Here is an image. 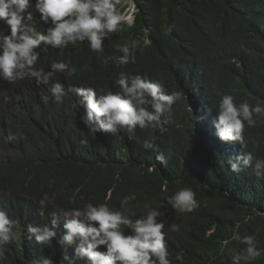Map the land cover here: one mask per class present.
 <instances>
[{
  "label": "trees",
  "instance_id": "16d2710c",
  "mask_svg": "<svg viewBox=\"0 0 264 264\" xmlns=\"http://www.w3.org/2000/svg\"><path fill=\"white\" fill-rule=\"evenodd\" d=\"M195 1L192 33L199 49L193 61L171 67L154 62L127 71L114 67L112 60L101 63L107 52L105 43L99 53L83 43L76 53L50 55L39 66L49 71L52 61L63 60L76 69L71 77L58 73L48 85L22 80L9 83L15 93L0 90V195L14 216L10 219L18 222L16 238L0 251V264H37L42 257H50L30 253L28 247L41 246L27 238L29 222L40 216L38 201L45 193L54 197L41 216L45 222L53 213L88 202H107L119 210L120 198L135 194L136 200L128 206L135 214L154 207L177 216L182 226L191 225L192 239L203 244L209 264L227 260L225 239L240 250L244 247L231 239L234 235H255L264 248V178H258L252 167L234 173L228 164L229 157L248 152L264 159V118H258L255 127L245 128L244 146L221 141L215 126L209 127L205 119L218 114L217 103L224 94L232 95L236 103L264 101V0ZM116 48L110 58L122 54ZM152 52L150 46H141L134 60L149 59ZM122 70L146 75L163 84L169 94H183L171 114L161 118L164 133L137 127L132 134L97 132L94 136L83 123L84 109L70 89L92 87L98 96L115 93L119 91L115 79ZM55 83L65 89L60 102L50 91ZM45 96L50 97L47 103ZM202 105L208 109L201 107L200 113ZM145 140L153 144L151 150L142 148ZM160 153L164 163L156 158ZM183 187L197 194L200 207L192 213H177L167 203L166 197ZM125 212L131 214L128 209ZM213 225L215 232L206 236ZM50 245L55 261L62 248L57 242ZM252 264H264V256Z\"/></svg>",
  "mask_w": 264,
  "mask_h": 264
},
{
  "label": "clouds",
  "instance_id": "9594fccd",
  "mask_svg": "<svg viewBox=\"0 0 264 264\" xmlns=\"http://www.w3.org/2000/svg\"><path fill=\"white\" fill-rule=\"evenodd\" d=\"M194 2L0 0V90L15 93L9 89V83L22 80L34 81L37 86L48 85L58 73L71 77L76 69L63 60L52 61L49 71L39 66L50 55L68 57L76 53L83 43L94 53L101 52L105 43L107 52L101 57V63L109 64L112 60L114 67L127 71L159 63L160 57H163L160 65L166 67L193 61L199 49L192 33L196 26ZM116 46V51L122 54H113L110 58V51ZM141 46H150L154 54L138 62L134 60L135 52ZM159 49L161 53L155 54ZM115 85L119 91L99 96L92 87L70 89L79 97L78 103L85 113L82 121L94 136L97 132L132 134L137 127L164 133L162 116L171 114L183 96L181 92L167 93L163 84L146 75H132L123 70L117 74ZM50 91L56 102L66 94L60 83H55ZM43 99L47 103L50 97ZM217 111L218 114L211 113L205 119L211 128L215 126L219 139L244 146L245 128L255 127L257 119L264 118V101L258 100L255 105L248 100L236 103L232 95L224 94L218 100ZM142 148L151 150L153 144L145 140ZM156 158L165 162L162 153ZM228 164L234 173L238 174L242 167H252L258 178H264V159L254 157L251 152L229 157ZM196 195L190 187H183L166 199L173 211L185 214L200 207ZM111 196L109 190L107 199ZM53 198L47 193L42 196L38 201L40 216L27 227V238L41 246L39 249L28 247L29 252L50 256L42 257L37 264H209L202 251L203 244H196L192 239L191 225L182 226L177 216L154 207L141 215L135 214L128 208L136 200L135 194L120 198L119 210L107 202H88L82 207L53 213V218L45 222L41 216ZM126 209L131 214H126ZM13 217L0 195V251L16 238L14 228L18 222L10 219ZM215 230L213 225L206 236ZM231 239L244 247L240 250L230 245L229 239L223 240L229 252L223 264H252L264 256V248L259 247L255 235L242 238L234 235ZM54 242L62 248L55 261L50 245ZM66 245L70 248L64 250Z\"/></svg>",
  "mask_w": 264,
  "mask_h": 264
},
{
  "label": "bare ground",
  "instance_id": "6f19581e",
  "mask_svg": "<svg viewBox=\"0 0 264 264\" xmlns=\"http://www.w3.org/2000/svg\"><path fill=\"white\" fill-rule=\"evenodd\" d=\"M152 53H153V52H152ZM160 53H161V52H160V49H159L157 52H155V54H160ZM162 58H163V57H160V58H159V60H158L159 63L162 62ZM169 60H171V59H169ZM168 62H170V61H168ZM196 96H197V95H196ZM197 99H199V98H197ZM201 102H203V101H201ZM201 107H202L203 109H205V110L208 109L206 105H202V106L199 107V112H200V113H201V109H202ZM206 123H209V122H206ZM206 123H203V126H204V127H206V125H207ZM208 125H209V124H208ZM209 127H210V126H209ZM207 130L210 131L209 129H207ZM141 150H142V149H141ZM79 152H80V151H79ZM113 168H114V167H113ZM107 169H108V168H107ZM110 171H111V170H110ZM154 185H155V184H154ZM154 187H155V186H154ZM69 248H70V247H68V246L66 245V246L64 247V250H65V249H69Z\"/></svg>",
  "mask_w": 264,
  "mask_h": 264
}]
</instances>
